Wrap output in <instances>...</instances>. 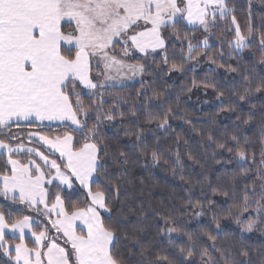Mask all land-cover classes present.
Instances as JSON below:
<instances>
[{
    "label": "snow or ice",
    "instance_id": "1",
    "mask_svg": "<svg viewBox=\"0 0 264 264\" xmlns=\"http://www.w3.org/2000/svg\"><path fill=\"white\" fill-rule=\"evenodd\" d=\"M248 5L242 24L236 0H0V264H264V247L254 258L245 235H264V15L256 25ZM225 45L234 65L217 64ZM245 50L259 59L241 63ZM204 58L205 78L181 86L174 108L175 88L156 80L195 73ZM217 68L235 75L221 83ZM135 83L134 99L120 95ZM192 88L234 114L222 137L208 131L204 149L220 167L200 179L185 176V156L205 164L181 153L170 123H192L179 114ZM117 121L132 141L124 148L107 135ZM170 132L176 147L165 149ZM141 160L171 163L187 185L182 207L128 196L129 165ZM153 229L163 240L146 239Z\"/></svg>",
    "mask_w": 264,
    "mask_h": 264
},
{
    "label": "trees",
    "instance_id": "2",
    "mask_svg": "<svg viewBox=\"0 0 264 264\" xmlns=\"http://www.w3.org/2000/svg\"><path fill=\"white\" fill-rule=\"evenodd\" d=\"M257 7H252L251 11L253 12V21L256 25L261 23L260 17L264 15V0H258ZM249 10L248 2L243 0L242 2L236 4V14L238 19L243 24L244 19L247 16V12ZM214 37L210 38V44L214 47L211 49L212 53L215 54L218 51H221L219 47V41L215 37H220L222 35V29L217 28L213 29ZM194 35L199 36L201 39L203 38L200 32L194 33ZM196 41H193L195 43ZM225 53L222 59L217 60V64L221 63H231L235 64L236 59L234 57H229L227 53L230 49L225 47L222 49ZM177 55L176 59L179 60V50H176ZM253 59L258 60L259 54L257 56L252 57L249 54L248 50H245L243 53V60L241 63L251 62ZM211 67L216 68L217 65H211ZM262 66L257 65V71L260 70ZM209 64L207 63V59L204 58L200 65L197 66V70L195 73L188 72L186 76H181L179 73H173L171 77L163 76L161 79H157L154 87L156 88H165L167 85H173L175 88V92L172 94L173 107L176 105L175 95L179 91L181 86L186 88H191V80L195 78L198 82L205 78V74L208 72ZM217 79L221 80V83H225L222 77L228 76L231 79L232 75L225 71L224 68H217V72L213 73ZM144 79H151L150 77H144ZM140 88V84L135 83L134 87H130L125 89L120 95L128 98L130 101L135 98L137 90ZM208 101V103H205ZM215 96L212 93V90H208V94H204V89L202 88H192L191 92H183L180 94V109L179 114L181 116L187 115L192 123L188 124L185 120L177 118L171 120L170 123L172 128L175 130V134H179L181 137V145L180 151L183 154L185 151H191L198 159H200L201 163L205 164V168L201 169L199 165H193L192 161L188 160L187 157H184V174L186 177H191L194 179H200L201 177L198 175L202 172H208L210 175L215 174V170L220 166L215 164V162L210 159L211 149L205 152L204 145L207 143V133L209 130H214V135L218 138L222 137L225 132V126H227L228 130L231 131L232 120L234 119V114L225 113L220 111L215 107L216 104ZM253 103L259 105L261 103L260 100L254 98ZM243 110L245 112L248 111V105H242ZM215 120V125L211 123L212 120ZM143 123V121H142ZM145 127H155V125H147L144 124ZM195 129V130H193ZM218 129V131L216 130ZM107 135L110 138V143L116 145L119 148H124L126 145L131 144V140L128 137H125L122 129H119V121H117V127H110L106 129ZM244 132L247 136L252 137L253 144L252 148L256 151L257 159H259V130L257 127H245ZM203 133V135H201ZM148 139L151 142L152 136L151 133H147ZM163 136V134H161ZM183 140H187L188 144L184 145ZM161 145L165 148H175V135L173 133H169L167 137H164L161 140ZM174 158V156H173ZM227 158V154L225 155V160ZM144 161L141 160L137 162L135 165H129V179L130 183L126 184L128 189V196L135 200L136 203L143 201L144 204L150 205L153 208H171L173 206L182 207L186 196L188 195L185 185L181 180L179 175H174L171 171V163L169 165H161L158 167H153L150 170L143 167ZM231 167V166H229ZM144 180V184L141 185L140 180ZM200 187L197 186L194 189L195 197H199L200 195ZM209 196L212 194L209 192ZM194 197V198H195ZM217 200H220L221 197L218 195L214 197ZM206 222V218H205ZM151 221H149V224ZM193 224L196 222L193 221ZM192 225H189L191 227ZM247 237V244L253 250V257L255 258L258 254V251L264 247V235H261L259 232L247 233L245 234ZM148 241L154 240H163L162 237H157L154 229L151 231V234L146 237Z\"/></svg>",
    "mask_w": 264,
    "mask_h": 264
},
{
    "label": "rangeland",
    "instance_id": "3",
    "mask_svg": "<svg viewBox=\"0 0 264 264\" xmlns=\"http://www.w3.org/2000/svg\"><path fill=\"white\" fill-rule=\"evenodd\" d=\"M242 1L243 0H236V4H238V3L242 2ZM245 1L248 2V0H245ZM258 2H259L258 0H252V7H257ZM137 79H139V78H137ZM137 84H139V83H137Z\"/></svg>",
    "mask_w": 264,
    "mask_h": 264
}]
</instances>
